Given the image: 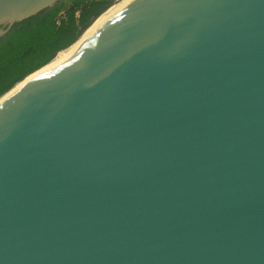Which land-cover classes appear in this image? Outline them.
Returning a JSON list of instances; mask_svg holds the SVG:
<instances>
[{
    "label": "water",
    "instance_id": "water-1",
    "mask_svg": "<svg viewBox=\"0 0 264 264\" xmlns=\"http://www.w3.org/2000/svg\"><path fill=\"white\" fill-rule=\"evenodd\" d=\"M67 3L0 0V39ZM79 39L0 102V264H264V0Z\"/></svg>",
    "mask_w": 264,
    "mask_h": 264
},
{
    "label": "trees",
    "instance_id": "trees-1",
    "mask_svg": "<svg viewBox=\"0 0 264 264\" xmlns=\"http://www.w3.org/2000/svg\"><path fill=\"white\" fill-rule=\"evenodd\" d=\"M0 39V97L71 47L114 0H67Z\"/></svg>",
    "mask_w": 264,
    "mask_h": 264
},
{
    "label": "bare ground",
    "instance_id": "bare-ground-1",
    "mask_svg": "<svg viewBox=\"0 0 264 264\" xmlns=\"http://www.w3.org/2000/svg\"><path fill=\"white\" fill-rule=\"evenodd\" d=\"M132 0H121L120 2L112 5L111 7H109L97 20L96 22L85 32V34L79 39L82 40L84 37H86L87 35H89L96 27H98L106 18L110 17L111 15L115 14L116 12H119L123 7H125L128 3H130ZM74 48V47H73ZM72 48V49H73ZM72 49H67L61 53H59L56 57V59L54 61H59L60 59H62V57L64 58L69 51H72ZM70 53V52H69ZM14 89V88H13ZM12 89V90H13ZM11 90V91H12ZM11 91H9L7 94H5L4 96H2L0 98V102L7 97Z\"/></svg>",
    "mask_w": 264,
    "mask_h": 264
},
{
    "label": "rangeland",
    "instance_id": "rangeland-1",
    "mask_svg": "<svg viewBox=\"0 0 264 264\" xmlns=\"http://www.w3.org/2000/svg\"><path fill=\"white\" fill-rule=\"evenodd\" d=\"M120 1H121V0H114V2L112 3V5H114V4H116V3L120 2ZM112 5H111V6H112ZM111 6H110V7H111ZM103 13H104V12H103ZM103 13H102V14H103ZM102 14H100L98 17H100ZM83 34H84V33H83Z\"/></svg>",
    "mask_w": 264,
    "mask_h": 264
},
{
    "label": "built area",
    "instance_id": "built-area-1",
    "mask_svg": "<svg viewBox=\"0 0 264 264\" xmlns=\"http://www.w3.org/2000/svg\"><path fill=\"white\" fill-rule=\"evenodd\" d=\"M98 18H99V17H98ZM98 18H97V19H98ZM97 19H96V20H97ZM96 20L92 23V25L96 22ZM92 25H91V26H92ZM91 26H89V27L87 28V30H88ZM87 30H86V31H87ZM86 31H85V32H86ZM85 32H84V34H85Z\"/></svg>",
    "mask_w": 264,
    "mask_h": 264
}]
</instances>
